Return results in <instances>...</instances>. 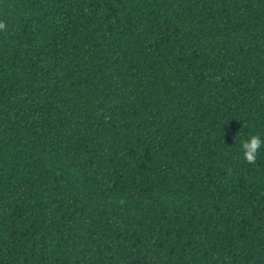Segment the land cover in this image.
<instances>
[{
    "label": "trees",
    "instance_id": "16d2710c",
    "mask_svg": "<svg viewBox=\"0 0 264 264\" xmlns=\"http://www.w3.org/2000/svg\"><path fill=\"white\" fill-rule=\"evenodd\" d=\"M0 22V264H264V0Z\"/></svg>",
    "mask_w": 264,
    "mask_h": 264
},
{
    "label": "clouds",
    "instance_id": "9594fccd",
    "mask_svg": "<svg viewBox=\"0 0 264 264\" xmlns=\"http://www.w3.org/2000/svg\"><path fill=\"white\" fill-rule=\"evenodd\" d=\"M4 28L5 25L3 22H0V30ZM262 147H264V139H261V137L257 135L250 136L247 140L243 141L241 145L243 159L248 163H254Z\"/></svg>",
    "mask_w": 264,
    "mask_h": 264
}]
</instances>
